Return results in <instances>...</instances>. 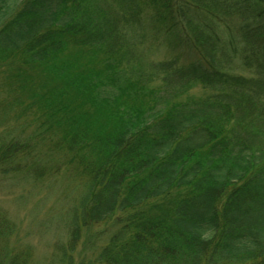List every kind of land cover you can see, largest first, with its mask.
<instances>
[{
  "label": "trees",
  "instance_id": "obj_1",
  "mask_svg": "<svg viewBox=\"0 0 264 264\" xmlns=\"http://www.w3.org/2000/svg\"><path fill=\"white\" fill-rule=\"evenodd\" d=\"M0 65L44 76L22 85L41 126L86 152L61 264L109 220L103 264H264V0H0Z\"/></svg>",
  "mask_w": 264,
  "mask_h": 264
},
{
  "label": "rangeland",
  "instance_id": "obj_2",
  "mask_svg": "<svg viewBox=\"0 0 264 264\" xmlns=\"http://www.w3.org/2000/svg\"><path fill=\"white\" fill-rule=\"evenodd\" d=\"M139 49L145 66L152 60L179 56L180 61L186 63L200 56L198 50H173L169 46L157 49L141 46ZM43 79L38 71H32L26 82L14 77L10 65H0V141L5 139V146L15 141L28 146L27 154L15 152L7 158L5 148L0 153V216H3L4 227L9 229L8 235L0 232L1 264L11 261L5 251H10L14 259H20V264H61L64 247L70 253L68 215L87 190L86 169L77 164L86 152L72 154L59 149L58 142L51 136L52 130L44 123L41 126L42 121L35 115L32 92L22 90L25 83L36 93H45L39 87ZM40 129L44 132H38ZM26 163L30 166H25ZM18 164L20 170L9 172ZM112 224L113 220H109L85 228L73 251L72 263L103 264L98 256L115 229Z\"/></svg>",
  "mask_w": 264,
  "mask_h": 264
}]
</instances>
